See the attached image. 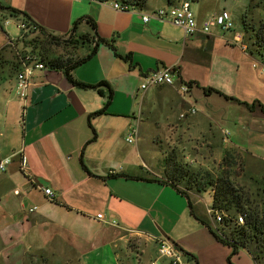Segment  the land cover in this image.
Wrapping results in <instances>:
<instances>
[{
  "label": "crops",
  "instance_id": "0c3cea01",
  "mask_svg": "<svg viewBox=\"0 0 264 264\" xmlns=\"http://www.w3.org/2000/svg\"><path fill=\"white\" fill-rule=\"evenodd\" d=\"M181 1L146 0L142 8L116 11L89 0H0V161L12 159L0 173V264H67L72 257L79 264H106L104 250L116 253L117 264H128L129 243L137 247L139 263L147 257L148 264L157 258L161 237L178 248L184 264H230L229 258L256 264L244 249L231 255L195 217L219 228L173 170L183 165L178 153L203 169L233 150L243 175L264 181V60L250 51L244 24L242 30L234 24L229 31L214 27L186 37L167 21L143 23L142 14ZM4 7L57 36L80 19H93L113 47L100 44L72 76L87 86L105 84L78 86L46 66L35 71L25 104L15 91L22 15ZM222 11L193 12L200 25ZM90 31L86 22L78 27V33ZM165 67L177 70L176 85L139 89L143 75ZM189 82L190 92L181 94L179 84ZM209 88L219 93L205 92ZM191 107L197 113L181 118ZM145 137L167 146L162 159H154ZM45 188L55 193L54 201ZM179 189L190 194L195 215Z\"/></svg>",
  "mask_w": 264,
  "mask_h": 264
},
{
  "label": "trees",
  "instance_id": "16d2710c",
  "mask_svg": "<svg viewBox=\"0 0 264 264\" xmlns=\"http://www.w3.org/2000/svg\"><path fill=\"white\" fill-rule=\"evenodd\" d=\"M125 5L132 7L142 8L145 5L146 0H119ZM250 8V6H249ZM9 10V14L12 16L22 15V22L26 25L28 31L24 33L21 38L22 46L16 49L17 58L19 55L33 54L39 57L46 66L53 69H60L67 76L71 83L82 87L98 88L102 84L97 86H87L77 82L72 72L81 64L87 62L93 58L98 50L100 44H107L106 40L102 39L96 29V23L91 18H83L78 20L71 28L70 32L64 36L53 35L48 32L44 27L36 23L26 13L14 9L5 8ZM248 11L242 15L244 30L246 33H250V39L252 40V49L250 51L264 60V23L258 27L250 26L247 23ZM83 22L88 23L91 26V31L87 33H78V27ZM113 47L112 45H110ZM53 47H72V48H87L88 52L76 59L64 60L62 57L50 58V52ZM29 50V51H28ZM20 63V62H19ZM191 88L194 83H187ZM205 92H217L214 89H204ZM111 96V94H110ZM109 96V98H110ZM253 109L252 106H248ZM262 111L264 109L262 107ZM106 112V108L94 113L93 115H102ZM226 160V159H225ZM232 163V162H231ZM230 165V164H229ZM232 164L230 165V168ZM173 173L177 175L180 180H186L189 190L196 188L197 192L205 191L208 187L212 190V209L215 212L225 213L227 217L224 218L222 227L214 229L211 227L208 221L199 218L194 214L192 210V201L190 194L187 191L178 190L183 196L188 199L189 207L195 217L206 225L215 234L217 239L223 244L229 246L232 249V254H236L240 249L246 250L253 258L256 264L264 262V181L257 179H251L254 181L257 189L251 191L245 186L238 185L234 179L233 172L230 169L219 168V173L216 177H213L208 172L192 173L183 165L175 166ZM127 178H133L125 176ZM174 182V180H172ZM260 187V188H259ZM241 214L244 215L245 222L243 225H236L235 219ZM229 263H231L229 258Z\"/></svg>",
  "mask_w": 264,
  "mask_h": 264
},
{
  "label": "built area",
  "instance_id": "2783aa9c",
  "mask_svg": "<svg viewBox=\"0 0 264 264\" xmlns=\"http://www.w3.org/2000/svg\"><path fill=\"white\" fill-rule=\"evenodd\" d=\"M70 1H81V0H70ZM98 1L102 5L111 6L116 11H130L135 7L125 5L119 0H89ZM152 19H158L162 21H167L176 27L181 28L184 31L185 36H193L197 33L207 34L212 28L218 27L222 31L232 30L234 27V22L231 14L223 10L219 14L211 15L206 18L202 24H198L195 14L191 8V2L189 0H183L177 5L170 7L158 8L152 12L142 14V21L144 24H148ZM20 29L24 33L28 31L26 25L22 22L20 24ZM23 33V35H24ZM22 38V37H21ZM239 41V40H238ZM245 49L246 46L243 45ZM20 69L16 74V84L15 91L19 99H21L25 104L28 101L29 88L31 79L37 70H43L46 68L45 63L37 56L33 54L19 55ZM256 67V64L254 65ZM264 72V67L263 70ZM177 70L173 67H165L160 70L145 74L142 76V81L139 85L141 91H147L151 87L155 86H174L178 82ZM179 91L181 94L186 95L190 92V87L187 83L179 84ZM197 109L191 107L187 113L181 114V118L189 115H195ZM136 134L134 130L128 141H132V135ZM226 137L229 135L228 132L225 133ZM11 158H5L0 161V173L7 170V167L11 164ZM27 157L22 153L20 155V169L26 172L28 169ZM111 175H115V171H110ZM44 193L52 201L55 199V193L50 188H45ZM34 210V209H33ZM31 210V211H33ZM208 213L213 216L215 222L222 227L224 218L227 217L225 213L215 212L212 208L208 209ZM96 219L102 220L103 215L98 214ZM245 222L244 215L239 214L235 219L236 225H243ZM114 224H116L114 222ZM218 228V229H219ZM157 258L150 261V264H160V260H165L168 264H184L183 254L178 250V248L171 243L167 238L161 237L157 241Z\"/></svg>",
  "mask_w": 264,
  "mask_h": 264
},
{
  "label": "rangeland",
  "instance_id": "374dc122",
  "mask_svg": "<svg viewBox=\"0 0 264 264\" xmlns=\"http://www.w3.org/2000/svg\"><path fill=\"white\" fill-rule=\"evenodd\" d=\"M159 1V0H157ZM163 1V0H160ZM165 2L167 0H164ZM191 2L192 10L195 11L196 9H201L203 11H221V10H226L229 13L232 14V19L234 21L235 27L238 30H242L243 27V19H242V12L245 11V5H248L250 3V8L248 11V17L247 18V23L253 27H258L262 23H264V0H202L201 2H194V0H189ZM198 4V6H197ZM54 35V34H53ZM249 37V36H248ZM250 42V40H248ZM87 48H72V47H53L49 57H62L65 61L68 59H76L78 57L84 56L88 51ZM29 51V50H28ZM148 124V123H147ZM151 128V127H150ZM143 132L148 133L151 132L147 128L143 130ZM147 139L146 144H147V149L151 150L150 152L152 156H154V159H158L162 157V151L164 154V150L167 148V146H160V144L153 143L150 141V137H145ZM124 139L121 140L123 143ZM127 143V142H125ZM127 145H131L127 143ZM172 150V149H171ZM177 154V150H175ZM220 152V151H219ZM231 155H230V154ZM179 158L183 162V166L187 168L190 171H194L193 169H202L199 168L201 164H199V167L197 163L190 164L191 157H188V159H185L183 155L179 154ZM163 158V157H162ZM161 158V159H162ZM226 159V160H225ZM232 162V163H231ZM204 164V163H203ZM206 164V163H205ZM232 164V167L230 168V165ZM210 168L204 165L202 170H198L197 173H205L208 172L210 173L211 176L216 177L217 174L219 173V168L221 169H230L233 172L234 179L238 185L245 186L247 189L251 191H255L257 187L255 186L254 181L249 179L247 176L243 175V165H242V159L241 157L237 154V151H228L223 157L219 159V161L212 163L209 165ZM261 188L264 186L260 185ZM259 187V188H260ZM193 194H196L197 197L195 200L197 203H199L200 208L204 211L207 212L208 209L212 207V190L208 187L205 191L202 192H197L196 188H193ZM129 245L132 247L133 254L130 256L129 263L128 264H146L147 262V257H145V261H142V263H139L138 260V254L137 252V247L134 246V244ZM129 246V247H130ZM108 250H104L102 255L104 262L106 264H113V261L117 264V258H116V253L111 252V256L109 255ZM72 257V256H70ZM113 258V259H112ZM125 262L127 259L123 257ZM72 260L67 263V264H79L77 259L74 257L71 258ZM113 260V261H112ZM153 260V259H152ZM150 261H148V264H150ZM165 260L160 261V264H163ZM128 262V261H127ZM63 264V263H62ZM259 264H264V262H261Z\"/></svg>",
  "mask_w": 264,
  "mask_h": 264
}]
</instances>
